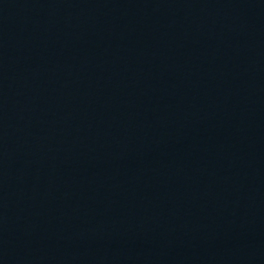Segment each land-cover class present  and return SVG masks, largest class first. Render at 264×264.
<instances>
[{
  "label": "water",
  "instance_id": "1",
  "mask_svg": "<svg viewBox=\"0 0 264 264\" xmlns=\"http://www.w3.org/2000/svg\"><path fill=\"white\" fill-rule=\"evenodd\" d=\"M0 264H264V0H0Z\"/></svg>",
  "mask_w": 264,
  "mask_h": 264
}]
</instances>
